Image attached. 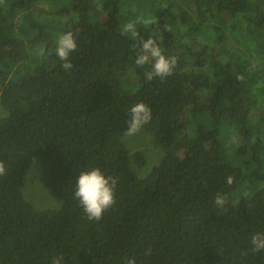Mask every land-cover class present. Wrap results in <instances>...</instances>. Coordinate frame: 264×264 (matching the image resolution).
<instances>
[{"label": "trees", "instance_id": "1", "mask_svg": "<svg viewBox=\"0 0 264 264\" xmlns=\"http://www.w3.org/2000/svg\"><path fill=\"white\" fill-rule=\"evenodd\" d=\"M35 1L20 0L0 14V106L7 112L0 114V161L6 168L0 176V264H51L61 255L63 264H125L133 257L137 264H264V251L252 252L250 243L254 233L264 232V187L224 210L214 206L217 193L236 191L246 177L218 141L223 122L243 137L253 131L250 115L258 98L248 88L251 82L263 86L264 78L259 63L230 54L252 51L255 32L264 30V0H191L194 17L176 1L174 13L160 21L158 36L141 29L134 40L115 29L109 10L99 23L89 16L93 0H74L78 18L64 24L77 43L69 57L72 68L65 70L54 51L49 55L57 46L51 47L47 55L56 70L34 69L8 81L3 73H15L25 57L24 41L12 32L13 18ZM240 15L246 30L253 27L236 36ZM208 23L234 34V41L221 46L223 37L214 35L209 59L202 62L205 76L188 62L187 45L178 40ZM180 24L183 36L177 35ZM150 37L166 56L176 57L174 73L134 86L126 79V64L135 63L139 40ZM259 48L264 52L263 43ZM148 70L145 65L140 72ZM138 102L151 108L142 129L153 142L184 152L162 157L144 176L132 168L145 164L144 152H131L121 140ZM201 113L197 134L184 133L187 116ZM258 145L238 146L237 157H247V165L264 178ZM36 156L39 179L62 202L59 209H37L22 196ZM97 167L118 178L116 203L100 221L89 220L74 198L77 176Z\"/></svg>", "mask_w": 264, "mask_h": 264}, {"label": "rangeland", "instance_id": "2", "mask_svg": "<svg viewBox=\"0 0 264 264\" xmlns=\"http://www.w3.org/2000/svg\"><path fill=\"white\" fill-rule=\"evenodd\" d=\"M19 1L0 0V14H6ZM176 1L186 9L191 17L196 15L191 0H93L89 16L91 20L101 23L104 11L109 10L110 14L114 17V27L116 30H120L119 26L129 22L135 23L138 18L151 19L154 21L151 24L135 23L136 29L137 31L145 29L149 36H158L160 20H167L170 14L174 13ZM73 5L74 0H36L31 8L16 13L13 18L14 27L12 32L17 38L24 41L25 57L23 58L24 64L18 63L16 65L15 73L10 75L8 81L16 82L27 71L54 66L55 63L49 59L47 50L50 47H56L59 37L66 33L64 31V24L69 20H76L78 18V13L73 8ZM214 13L216 12L214 11ZM241 21L242 18H239L236 22V36L243 33L244 25ZM183 31L184 28L178 25L177 35L180 36ZM216 34L223 37L220 42L221 46L228 47L234 41V34H225V30L222 27L218 28L213 23L204 24L203 30L195 37L187 36L186 39L181 38L178 40L179 44L183 43L187 45L185 57L188 62L192 65L198 64L195 67L203 70L205 76L207 74V64L202 62L204 60L208 61L209 54L206 53V50L213 45V37ZM255 35L256 39L253 42L250 54L242 50L238 54L230 55L232 57L240 55L242 58H250L253 62L259 63V73L264 78V65L260 64L262 60L264 61V52L259 48L260 43L264 44V30L256 31ZM125 36L129 40H134L130 35ZM225 61H227L226 58L224 59ZM141 68L142 66H137L136 63L126 64V79H129L134 86L138 85L145 78L144 74L140 72ZM3 75L7 77L6 72ZM261 86L262 84L260 83L255 84L251 82L248 88V92L252 95L255 94L258 98L250 115V124L253 130L250 135L243 137L240 134L233 133L234 131L227 122L221 124L218 142L226 147L229 162L235 166L242 167L246 174L244 180L238 181L236 191L229 199L230 202L242 196H249L256 189L264 187V178L256 174L254 165H247V157H237L238 146L246 147L258 141L257 156L264 162V85ZM258 88H261V92H259ZM3 113L7 114L2 106H0V114ZM187 121L188 125L184 133L195 135L198 132L199 123L204 121V113H201V117L196 119L188 115ZM260 138L261 142H259ZM122 142L131 152H144L145 164L138 166L132 163V168L138 176H144L149 173L162 157L176 158L184 154V152L176 150L165 151L160 145L155 144L151 135L143 129L131 137L123 135ZM233 153L235 154V158H232ZM36 161L39 163L38 156L33 158L32 165L25 175V181L21 188L23 197L37 209H58L61 207L62 202L57 200L52 192L50 193L42 184V188H40L37 184L29 182L32 179L36 180V175L39 172V165ZM262 172H264V163ZM26 183L28 184L26 185ZM47 187L51 189L50 186Z\"/></svg>", "mask_w": 264, "mask_h": 264}, {"label": "clouds", "instance_id": "3", "mask_svg": "<svg viewBox=\"0 0 264 264\" xmlns=\"http://www.w3.org/2000/svg\"><path fill=\"white\" fill-rule=\"evenodd\" d=\"M108 13L110 14V12ZM239 17L241 18V15ZM141 22L151 24L154 21L151 19L138 18L135 23H141ZM135 23L129 22L127 24L119 26L121 33L127 36L130 35L133 39H135L138 36ZM241 23L243 24L242 21ZM180 25L184 28V31H185L186 29L184 27V24H180ZM243 25H244L243 32L245 33H248L250 28L253 27L252 23H250L248 24L249 30H246V23ZM200 32H198V34H200ZM198 34H195L193 37L197 36ZM131 47L133 49H136L137 44L134 43L132 44ZM76 50H77L76 38L73 32L68 31L59 37V40L57 42V47L54 50L50 49L49 55H51L54 51L55 55L61 61H63V64L61 66L65 70H70L72 68V64L69 61V57H70V54ZM135 63L137 66L150 65V70L144 73L145 79L147 81H152L154 78H157V77L163 80L173 75L174 69L177 63V59L175 56H166L162 52L161 47L159 46L157 41L150 37L148 39L139 40ZM54 70H56L55 64L54 66L49 67L44 73H51ZM12 74L14 73L11 72L7 74L8 80L10 78V75ZM129 112H130V116H129V119L126 121L127 126H126V129L123 135L131 137L139 133L142 130L143 126L151 120L152 116H151V108L144 102H138L132 105ZM232 158H235V156L232 155ZM39 173H40V166H39V172L36 175V180L32 179L29 182H31L32 184H37V186H39L40 188H42L41 186L43 185L51 193V189L40 181ZM4 175H6V168H5L4 163L0 161V176H4ZM227 182L229 184L232 183V178L230 176L227 178ZM27 184L28 183H26V185ZM117 184H118L117 177L105 175V173L102 172L101 169L98 167L91 168L86 171H82L77 176L75 190H74V198L79 202L80 206L83 208L84 213L86 214L89 220L100 221L103 218L105 212L114 206V204L116 203L115 188ZM234 190L235 188L232 191H229L225 196H222L221 194L217 193L214 199L215 208H217L218 210H224V206L231 207V202L233 201L230 202L229 199L231 198L232 194L235 192ZM245 197H248V196H242L241 201H243ZM46 209H50V208H46ZM250 243L252 245V248H251L252 252L258 253V252L264 251V232L254 233L251 237ZM151 252H152V249L148 248L144 254L146 256L151 255ZM63 260L64 258L62 255L56 256L52 259L51 264H63ZM125 264H137V262H136V259L133 257V258L126 259Z\"/></svg>", "mask_w": 264, "mask_h": 264}]
</instances>
